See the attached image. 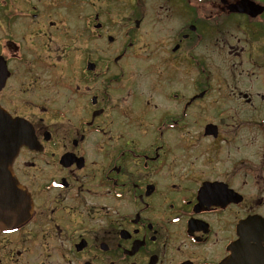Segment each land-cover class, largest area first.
<instances>
[{"label": "flooded vegetation", "instance_id": "obj_1", "mask_svg": "<svg viewBox=\"0 0 264 264\" xmlns=\"http://www.w3.org/2000/svg\"><path fill=\"white\" fill-rule=\"evenodd\" d=\"M109 1L0 0V264H264V0Z\"/></svg>", "mask_w": 264, "mask_h": 264}, {"label": "water", "instance_id": "obj_2", "mask_svg": "<svg viewBox=\"0 0 264 264\" xmlns=\"http://www.w3.org/2000/svg\"><path fill=\"white\" fill-rule=\"evenodd\" d=\"M26 128L0 108V199L18 196L19 186L12 168L20 148L29 141Z\"/></svg>", "mask_w": 264, "mask_h": 264}, {"label": "rangeland", "instance_id": "obj_3", "mask_svg": "<svg viewBox=\"0 0 264 264\" xmlns=\"http://www.w3.org/2000/svg\"><path fill=\"white\" fill-rule=\"evenodd\" d=\"M27 1H28V0H27ZM31 1L34 2V4L37 5V6H40V7L42 6V5H40L39 0H31ZM47 1L50 2V0H47ZM52 1H54V0H52ZM103 1H104V0H103ZM112 1H113V0H110L108 3L112 2ZM43 5H44V4H43ZM103 5H107V3H104V2H103ZM112 5H115V4H112ZM77 8H79V7H77ZM56 11H57V10H56ZM54 16H55V15H54ZM54 16H53L52 18H50V20H51V21H58V19H56V17H54ZM71 26H72L71 28H72V31H73V27H74V26H73L72 24H71Z\"/></svg>", "mask_w": 264, "mask_h": 264}]
</instances>
